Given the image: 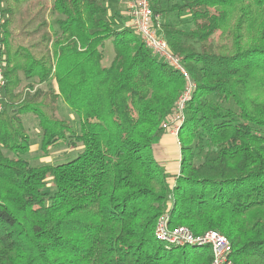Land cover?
Masks as SVG:
<instances>
[{
    "label": "trees",
    "instance_id": "obj_1",
    "mask_svg": "<svg viewBox=\"0 0 264 264\" xmlns=\"http://www.w3.org/2000/svg\"><path fill=\"white\" fill-rule=\"evenodd\" d=\"M1 1L0 264H210L208 245L155 237L163 216L225 235L232 264H264V0H149L183 72L107 0ZM23 79L56 88L17 92ZM189 84L171 181L153 147ZM28 113L43 155H75L32 164Z\"/></svg>",
    "mask_w": 264,
    "mask_h": 264
},
{
    "label": "built area",
    "instance_id": "obj_2",
    "mask_svg": "<svg viewBox=\"0 0 264 264\" xmlns=\"http://www.w3.org/2000/svg\"><path fill=\"white\" fill-rule=\"evenodd\" d=\"M124 13L127 16L125 26L138 34L142 41L158 56L182 70L179 59L168 48L166 40L157 33L159 17L152 13L149 0H123ZM0 0V110L2 108V89L5 85L4 56L1 26L4 22ZM192 85L189 84L178 96L173 112L161 123L164 131L177 137L179 126L184 118L185 107L191 96ZM155 237L166 245H208L211 251L210 264H232L229 256L230 243L225 235L209 229L201 234H194L183 226L169 227L167 217H161L155 226Z\"/></svg>",
    "mask_w": 264,
    "mask_h": 264
},
{
    "label": "rangeland",
    "instance_id": "obj_3",
    "mask_svg": "<svg viewBox=\"0 0 264 264\" xmlns=\"http://www.w3.org/2000/svg\"><path fill=\"white\" fill-rule=\"evenodd\" d=\"M46 2V4H50L51 0H36V1H32L33 4L35 5V3L37 2ZM122 3H124L123 0H107L106 4L108 6V11L109 12H113L115 9H118V7L120 5H122ZM3 5V3H2ZM33 11V10H32ZM56 16H48L50 25L52 26V31L54 29V20H55ZM171 19H174L171 17ZM51 31V32H52ZM26 41H29V39L27 40L25 38V44H27ZM113 45H112V41L111 39L107 40L105 42V46H104V59H103V64L108 65L112 58H113ZM24 81H22L20 83L19 88L17 89V92L25 90L27 88V83L26 80L23 79ZM35 82V81H34ZM48 86H52V82L51 83H47ZM57 114L65 119H68L71 121V123L73 124L74 127L78 128L79 126V118L72 113L68 108L67 105L62 103V101H58V110H57ZM23 123L27 129L28 134L30 135V148L29 151L26 153L25 157L30 160V162L32 164H47V163H57V162H61L63 160H66L70 157H73L75 155V150L70 146V145H66V144H59L56 145L55 147H52L50 149V152L48 155H43L41 150H40V133H39V128L37 126V119H35L32 114L28 113L25 114L23 116ZM159 140V139H158ZM157 140V141H158Z\"/></svg>",
    "mask_w": 264,
    "mask_h": 264
},
{
    "label": "crops",
    "instance_id": "obj_4",
    "mask_svg": "<svg viewBox=\"0 0 264 264\" xmlns=\"http://www.w3.org/2000/svg\"><path fill=\"white\" fill-rule=\"evenodd\" d=\"M120 12L124 13V3L118 7ZM24 81V80H22ZM35 81V82H34ZM33 84L34 88H41L46 90L49 86L46 83H37L35 79L26 80V83ZM52 87L56 88V83L52 80ZM153 153L157 160L165 165L166 172L170 175V180L179 171V161H180V151L179 143L175 135L168 131H163L159 140L155 143L153 147Z\"/></svg>",
    "mask_w": 264,
    "mask_h": 264
}]
</instances>
